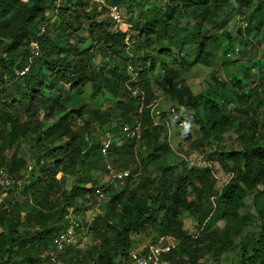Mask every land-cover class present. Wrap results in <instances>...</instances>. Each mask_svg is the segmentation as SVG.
Returning a JSON list of instances; mask_svg holds the SVG:
<instances>
[{
  "label": "trees",
  "instance_id": "obj_1",
  "mask_svg": "<svg viewBox=\"0 0 264 264\" xmlns=\"http://www.w3.org/2000/svg\"><path fill=\"white\" fill-rule=\"evenodd\" d=\"M111 1L126 5L134 0ZM140 2L137 19H129L135 41L128 51L125 34L92 0H0V160L20 180L21 170L31 164L17 154L19 141L29 139L38 155L30 178L9 189L0 183V197L7 192L0 200V264H132L137 237L155 242L161 235L180 242L167 256L172 260L204 263L209 255L219 262L233 251L239 264H264V70L234 76L232 84L213 72L206 93H195L187 78L193 64L211 66L218 50L227 57L243 47V58L256 55L255 48L250 55L246 48L252 38L264 39V0ZM237 17L244 22L238 39L229 25ZM33 40L39 52L29 63ZM135 73L137 78L128 82ZM10 85L20 90L12 100L6 96ZM67 85L75 92L60 103L56 90ZM131 88L143 92L144 100ZM154 94L164 95L180 119L185 114L188 124L199 128L193 147L202 154L236 130L240 149L225 159L220 145L215 148L219 166L233 175L220 189L212 165L186 167L180 174L169 165L174 152L160 140L163 127L155 125L161 116L152 115L151 108L140 112L141 103L150 104ZM108 95L116 107L98 109ZM252 103L261 112L242 110ZM88 104L93 109H85ZM233 104L242 111H232ZM158 110L162 116L170 112ZM136 118L143 122L139 148L120 129ZM167 120L174 121L171 114ZM104 128L126 140L114 145L108 158L98 133ZM138 157L147 173L134 182L132 175L124 185L106 184L105 210L84 224L98 243L57 252L55 238L64 227L66 208L73 205L79 212L92 203L106 161L125 169L137 167ZM69 177L76 182L72 189ZM18 195L30 203L26 213ZM251 197L254 212L247 210ZM185 213L195 217L196 235L186 231ZM221 220L224 226H216Z\"/></svg>",
  "mask_w": 264,
  "mask_h": 264
},
{
  "label": "rangeland",
  "instance_id": "obj_2",
  "mask_svg": "<svg viewBox=\"0 0 264 264\" xmlns=\"http://www.w3.org/2000/svg\"><path fill=\"white\" fill-rule=\"evenodd\" d=\"M79 1L80 0H74V3L79 2ZM140 1H144V0H134L126 5H120L122 12L127 20H129L130 18H132L133 20L137 19L138 11L140 10V7H138V4L142 3ZM59 2L63 3L64 0H59ZM147 6L148 5L146 4V7ZM56 21L57 19L53 20V22H56ZM229 25H230V30L234 34L233 36L236 39H238L240 31L244 27V22L241 20L240 17H237V18L230 19ZM85 35L88 37V34H85ZM252 41L254 42L253 43L254 46L249 45L246 48V53L248 55L254 52V48L256 49L257 53L252 59H249L248 57L243 58L244 48L242 47L243 49L241 48L240 50H237L235 53H231L230 56H227V57L224 54H222V52H219L218 50L217 56H216L217 60L209 67L200 65V64H193L191 66L192 67L191 72L187 75V78L192 85L193 91L195 93H198V92L206 93L207 91H209L211 85L213 86V83H214L211 77V74L213 72L215 73L218 72V74L220 73L222 75L220 79H224L228 83L232 84L234 76L244 77L245 74L259 73L262 70H264V39L258 42L256 39L252 38ZM236 47L239 48L240 45L237 43ZM155 48L156 46L153 45L149 49L152 50ZM160 75L161 74L159 73V71H157L155 74V77L158 78ZM7 89L8 90H7L6 96L10 100H12L15 97L20 96V90H18L13 85H10ZM56 91L60 93L59 94L60 103H62L63 100L69 98L75 92V90L70 85L62 86L58 88ZM87 92L88 93L91 92V85L87 87ZM217 93L219 94V88H217ZM150 98L151 100L149 101V103L157 101L158 109H163L164 111H168L171 109V107H173L171 101L167 100L162 94L160 95L154 94ZM125 99H128V98L126 97ZM217 99H219V96H217ZM109 107L114 108L116 107V104L113 103V100L108 95V97L105 100H103V102H101L100 108L98 109L102 110V109H107ZM85 109H93V104L85 105ZM242 110H244L249 115H254L256 111L261 112V110L257 109V106L255 103H252L249 107L243 108ZM242 110L239 109L238 107H235V104L232 105V111H236L237 113H239V111H242ZM262 111H264V109H262ZM69 113H70V110H69ZM180 114L184 120H187L185 114H182V113ZM83 119L84 118H81L80 120H76L77 129H79L82 126ZM158 119H159V123H158L159 126L163 127L160 140L162 141L167 140V142L170 144L172 151L174 152L171 156H169V165L171 164L174 166L175 173L180 174L183 171L185 172L186 171L185 169L187 168L189 169L191 167H194L195 169H197V168H203L207 165H212L214 168L213 171L215 172L216 177H218L217 189H220L232 175L228 171L224 170L221 166H219L220 162L217 159L218 155L216 154L217 152L215 151V148L220 145V148L225 151V156H224L225 159L229 158V155L232 149H240L242 145L240 143V140L237 137L236 130H233L230 133L226 134L222 142L217 143L218 146H216V144H213L207 148L204 154H202L198 151L199 149L196 150V148L193 147V141L198 139L201 136L199 128L195 124L189 123L188 127L184 128L180 126L179 124L174 123V121L172 122L170 120L162 121L160 118ZM49 122L51 121L49 120ZM113 123H114L113 125L118 126L120 124V121H115ZM124 143H126L125 139L122 140L120 144H124ZM143 143L144 141L136 142V147L137 148L141 147ZM32 147H33V143L29 139H27L26 141L23 139L19 141L18 146L16 148L17 150L16 152L18 155H21V156L23 155V157H26L28 162L31 165H35L38 155L36 154V150L33 149ZM142 147H145V146H142ZM218 149L219 147L217 148V150ZM206 154L215 155L216 159L206 160V156H205ZM137 167H139L138 170H136ZM137 167L136 165H133L132 167L128 168L131 170L132 175H134L131 182L138 180L140 177H142L144 174L147 173V170L143 166V162L141 161L140 157H138ZM149 168L154 169L153 166L151 167L149 166ZM28 171H25V168L21 170V173L22 174L24 173V177L26 176L27 179L30 178V172ZM24 177L23 179H20L21 182H23ZM57 177L61 178L62 173H59ZM101 179H102L101 183L107 182V176H106L105 170H103V172L101 173ZM75 183H76L75 179L69 177L67 179V188L72 189ZM260 188L263 189V186H260ZM6 195H7V192H4L1 195L0 200L5 198ZM108 198L109 197L107 196V193H106L104 204L108 201ZM19 199L23 201L22 203L24 207V212L26 213L30 208V203L28 202V200H25L22 196H20ZM248 203L250 204V206L247 210L254 212L255 208L253 207V204H252V197L248 199ZM94 212L95 210H94L93 204H84L78 212V215L81 219V225H82L81 233L85 239V243L83 246L95 245L98 243L97 239L93 236V234L86 233V228H83L86 222L88 223L93 222V220H91V217L92 215H94ZM182 220L184 222L185 229L188 233L192 235H196L198 233L197 222L193 215H191L190 213H185L182 215ZM224 224L225 222L221 220L215 225L222 227L224 226ZM150 239L151 238H148L145 236H138L137 242L133 250L140 248L142 245H145L146 243H149L151 241ZM203 264H239V257H238L237 252L231 251V252L226 253L220 259L219 262H214V260L208 255L206 258V261L204 260Z\"/></svg>",
  "mask_w": 264,
  "mask_h": 264
},
{
  "label": "built area",
  "instance_id": "obj_3",
  "mask_svg": "<svg viewBox=\"0 0 264 264\" xmlns=\"http://www.w3.org/2000/svg\"><path fill=\"white\" fill-rule=\"evenodd\" d=\"M93 3L97 4L100 8H103L106 12V15L112 20L115 27L122 31L125 34V41L128 45L127 50L131 51V45L135 41V28L134 22L127 20L122 12L120 5L112 2L111 0H92ZM32 52L29 57V63H32L34 57L39 52V43L36 40L31 41ZM30 66H27L23 70L18 72L19 76L24 75ZM137 78V74H133L132 78L128 80H135ZM131 93L134 97H138L141 93L144 100V93L139 91L138 89L131 88ZM151 108L152 115H160L159 117L162 121H166L168 119V114H171L174 121H179L180 126L187 127L189 124L186 120L180 119V116L177 110L172 107L170 112L166 113L165 116H162V111L157 109V101L151 102L146 105L145 102H142L140 105V112L144 109ZM159 119L155 120V125H158ZM120 129L124 138H130L135 140L136 142L141 141L143 134V122L141 119L136 118L132 124L122 123L120 124ZM100 134V142H101V151L104 156H108L112 147L119 143L121 137L111 129H103L98 131ZM238 136V135H237ZM33 169V166H29V171ZM106 176L107 182H102L96 188V193L94 199L92 200L94 207V215H92L91 220L94 221L96 217H98L103 211V205L106 198V188L105 185L107 183H119L120 185H124L127 183L128 179L132 176V172L130 169H117L110 162L106 163ZM232 175V174H231ZM233 176V175H232ZM231 176V177H232ZM228 179V181L231 179ZM0 183L4 185L6 189H9L11 186L15 184H21V181L17 179L15 176L10 175L5 166L1 163L0 160ZM214 199V197H212ZM82 225L81 219L77 212L76 206H68L66 208L65 216H64V227L57 234L55 238V249L57 252H65L69 249L80 248L84 245L85 239L81 233ZM179 241L174 237H169L165 235H161L157 238L155 242H149L145 245H142L140 248L131 251V261L132 264H191L187 261H177L168 258L167 256L172 253L173 250L177 249L179 246ZM196 264H203V261H200Z\"/></svg>",
  "mask_w": 264,
  "mask_h": 264
},
{
  "label": "clouds",
  "instance_id": "obj_4",
  "mask_svg": "<svg viewBox=\"0 0 264 264\" xmlns=\"http://www.w3.org/2000/svg\"><path fill=\"white\" fill-rule=\"evenodd\" d=\"M188 127V126H187ZM122 142V139H120L119 143L115 144L116 146H121L122 144H120ZM113 148V147H112ZM108 158V156H106ZM107 162H110L109 160L106 161ZM111 163V162H110ZM112 164V163H111ZM113 165V164H112ZM106 166V165H105ZM128 169V168H127Z\"/></svg>",
  "mask_w": 264,
  "mask_h": 264
}]
</instances>
